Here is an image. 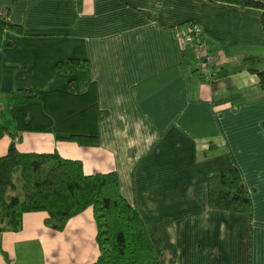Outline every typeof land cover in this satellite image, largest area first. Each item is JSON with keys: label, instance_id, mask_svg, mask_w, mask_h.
I'll list each match as a JSON object with an SVG mask.
<instances>
[{"label": "crops", "instance_id": "0c3cea01", "mask_svg": "<svg viewBox=\"0 0 264 264\" xmlns=\"http://www.w3.org/2000/svg\"><path fill=\"white\" fill-rule=\"evenodd\" d=\"M23 28L0 48V97L20 89L94 87L99 144L25 131L20 152L80 160L85 174L114 172L140 213L160 264H264V90L246 57L264 56L261 10L213 0H0V14ZM199 24L223 56L212 82L195 71L180 39ZM76 58L88 67L59 72ZM12 137L0 138V157ZM235 164L250 213L212 209L208 177ZM44 211L0 232V264H91L100 254L93 208L62 230Z\"/></svg>", "mask_w": 264, "mask_h": 264}, {"label": "trees", "instance_id": "16d2710c", "mask_svg": "<svg viewBox=\"0 0 264 264\" xmlns=\"http://www.w3.org/2000/svg\"><path fill=\"white\" fill-rule=\"evenodd\" d=\"M213 1L260 9L264 31V0ZM8 30L21 33L23 28L10 22L6 13L0 14V48ZM200 40L210 45L204 33ZM244 62L256 65L264 62V56L246 57ZM86 67L87 60L76 58L57 63L59 72L69 74ZM251 70L258 74L264 90V69ZM75 88L72 78L68 90L36 92L28 88L0 97V138L5 134L12 137L7 154L0 157V232L20 230L24 213L38 211L48 213L45 222L49 227L62 230L70 218L92 207L100 254L91 264H160L140 213L120 192L116 173L88 175L82 161L64 158L57 151L24 153L16 147L25 131L51 132L58 141L97 146V124L106 112L97 107L94 87L82 94ZM207 184L212 209L251 212L250 193L237 165L211 174Z\"/></svg>", "mask_w": 264, "mask_h": 264}, {"label": "built area", "instance_id": "2783aa9c", "mask_svg": "<svg viewBox=\"0 0 264 264\" xmlns=\"http://www.w3.org/2000/svg\"><path fill=\"white\" fill-rule=\"evenodd\" d=\"M202 34V27L194 23L189 29V32L182 36L180 42L182 45L192 44L194 46L193 49L196 58L194 67L199 71L204 80L212 82L216 76L214 67L217 66V61L222 59V57L220 54L214 55L210 45L200 40ZM196 39L199 40V43L194 44Z\"/></svg>", "mask_w": 264, "mask_h": 264}, {"label": "rangeland", "instance_id": "374dc122", "mask_svg": "<svg viewBox=\"0 0 264 264\" xmlns=\"http://www.w3.org/2000/svg\"><path fill=\"white\" fill-rule=\"evenodd\" d=\"M218 49H213V54L214 55H217V53H218V51H217ZM221 57H222V59H223V56L221 55ZM222 59H219L218 61H217V65L219 66V65H222V63H223V61L224 60H222Z\"/></svg>", "mask_w": 264, "mask_h": 264}]
</instances>
